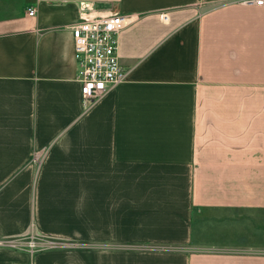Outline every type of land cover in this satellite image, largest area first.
<instances>
[{
    "label": "crops",
    "instance_id": "obj_1",
    "mask_svg": "<svg viewBox=\"0 0 264 264\" xmlns=\"http://www.w3.org/2000/svg\"><path fill=\"white\" fill-rule=\"evenodd\" d=\"M83 3L133 17L128 80L87 112ZM2 188L0 237L32 213L33 232L106 245L91 264H264V6L0 0Z\"/></svg>",
    "mask_w": 264,
    "mask_h": 264
},
{
    "label": "built area",
    "instance_id": "obj_2",
    "mask_svg": "<svg viewBox=\"0 0 264 264\" xmlns=\"http://www.w3.org/2000/svg\"><path fill=\"white\" fill-rule=\"evenodd\" d=\"M242 2L264 6V0ZM28 12L33 15L36 9L30 7ZM132 18L119 12L98 13L88 3L82 4L79 19L71 29L84 112L90 111L106 93L128 80L130 69L120 59L119 35L133 22ZM164 19H168L167 14ZM31 247H39V241L33 239Z\"/></svg>",
    "mask_w": 264,
    "mask_h": 264
},
{
    "label": "rangeland",
    "instance_id": "obj_3",
    "mask_svg": "<svg viewBox=\"0 0 264 264\" xmlns=\"http://www.w3.org/2000/svg\"><path fill=\"white\" fill-rule=\"evenodd\" d=\"M4 186L7 187V184ZM4 193L7 196L10 195L8 188H2L0 194ZM34 222L35 218L31 213L29 221H27L29 233L0 237V242H4V245H0V264H83V256L85 257L86 264L88 257H90L89 262L91 264L93 254H88V251L93 252L106 248V245H100L96 241L88 242L77 239L44 236L32 231ZM33 239L39 241V247H31ZM151 246L152 244L146 247ZM122 250H125V248L123 247ZM9 255L15 257L9 258Z\"/></svg>",
    "mask_w": 264,
    "mask_h": 264
}]
</instances>
